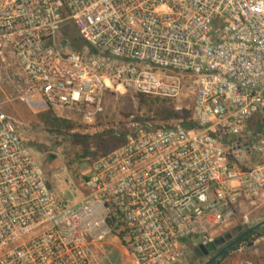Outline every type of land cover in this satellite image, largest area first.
<instances>
[{
	"label": "built area",
	"instance_id": "built-area-1",
	"mask_svg": "<svg viewBox=\"0 0 264 264\" xmlns=\"http://www.w3.org/2000/svg\"><path fill=\"white\" fill-rule=\"evenodd\" d=\"M4 53L61 119L93 126L119 90L190 118L132 122L71 202L0 103V264H180L264 203V0H0Z\"/></svg>",
	"mask_w": 264,
	"mask_h": 264
},
{
	"label": "rangeland",
	"instance_id": "rangeland-1",
	"mask_svg": "<svg viewBox=\"0 0 264 264\" xmlns=\"http://www.w3.org/2000/svg\"><path fill=\"white\" fill-rule=\"evenodd\" d=\"M23 85L17 75V70L13 61L7 53L0 55V103L3 112L12 119L19 127V133L26 147L32 156L41 165L46 174L49 185L56 192H62L63 196L71 201L78 200L68 190V184L77 188L83 186V180L89 175L91 162L100 157L102 151L92 144L81 143L77 136L108 135L110 133H125L132 122L144 120L147 116H154L160 107L170 105L175 102L168 101V104L159 102L150 107H144L140 103V96H134L129 92L119 90L117 93L107 95L104 105V115L93 126H86L72 119L75 128L52 129L40 121L43 114L52 113L54 116L72 117L71 113L53 112L47 108H42L35 103L22 101ZM33 101H36L35 99ZM179 104L188 107L191 105V96L182 99ZM162 105V106H161ZM165 108V107H164ZM252 128L259 129L264 125V114H256L251 118ZM264 137V133L261 134ZM115 143H111L114 146ZM89 152L87 158H83ZM78 197V196H77ZM252 224L264 220V203L257 205L254 210L251 206L246 209ZM244 211H237V216L227 225L219 227L211 232L213 237H223L226 233H231L236 226H240ZM110 247L105 246V250ZM229 258L221 264H264V234L252 236L247 243H241L234 251L230 252ZM193 251L184 253L181 264H189L193 259ZM114 259L115 256H112ZM111 257H106V262ZM124 262V259L121 263ZM115 264V260L113 261Z\"/></svg>",
	"mask_w": 264,
	"mask_h": 264
},
{
	"label": "trees",
	"instance_id": "trees-1",
	"mask_svg": "<svg viewBox=\"0 0 264 264\" xmlns=\"http://www.w3.org/2000/svg\"><path fill=\"white\" fill-rule=\"evenodd\" d=\"M78 45V43H77ZM140 103L144 107H150L152 104H157L158 102L160 104L165 103L168 104L167 100H161V99H154L149 97L140 96ZM162 106V105H161ZM165 107V108H164ZM160 107L154 116H147L144 120H137L138 122H145V123H165L172 120H181L186 126H189V124L186 122L190 118V111L187 109H183L180 112H176L174 110V107H170V105ZM40 121L46 125L52 127V129H67L72 130L75 128V124L71 121L58 118L54 116L51 112L47 114H43L40 117ZM79 141L84 144H92L102 151L100 152V157L107 155L109 152L114 150L115 148L121 146L124 143V137L125 134L123 133H110L108 135H97L94 137L90 136H77ZM111 143H115L114 146H111ZM89 155H91L89 152H86L85 155H83V158H87ZM264 234V227L256 230L253 234V236H258ZM249 239V238H248ZM248 239H245L243 243H247ZM233 249L232 251H234ZM229 255L222 258L220 261L216 262L215 264H221L224 260L228 259Z\"/></svg>",
	"mask_w": 264,
	"mask_h": 264
},
{
	"label": "water",
	"instance_id": "water-1",
	"mask_svg": "<svg viewBox=\"0 0 264 264\" xmlns=\"http://www.w3.org/2000/svg\"><path fill=\"white\" fill-rule=\"evenodd\" d=\"M65 46V42H63ZM264 114V105L258 114ZM264 227V220L252 224L248 228L236 226L231 233H226L213 243L206 246H198L194 249V255L203 261L202 264H215L226 257L233 249L240 245L245 239L253 236L254 232Z\"/></svg>",
	"mask_w": 264,
	"mask_h": 264
},
{
	"label": "crops",
	"instance_id": "crops-1",
	"mask_svg": "<svg viewBox=\"0 0 264 264\" xmlns=\"http://www.w3.org/2000/svg\"><path fill=\"white\" fill-rule=\"evenodd\" d=\"M189 251H194V249L193 248H190V249H188ZM231 253H229L228 255H230ZM193 259L192 260H190V262H189V264H202L203 263V261L201 260V259H199V258H197L195 255H194V253H193ZM181 264V263H180Z\"/></svg>",
	"mask_w": 264,
	"mask_h": 264
}]
</instances>
